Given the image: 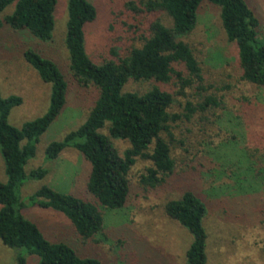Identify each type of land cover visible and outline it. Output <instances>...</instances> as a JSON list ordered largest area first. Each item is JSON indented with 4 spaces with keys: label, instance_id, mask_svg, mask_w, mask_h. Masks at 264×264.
Here are the masks:
<instances>
[{
    "label": "rangeland",
    "instance_id": "1",
    "mask_svg": "<svg viewBox=\"0 0 264 264\" xmlns=\"http://www.w3.org/2000/svg\"><path fill=\"white\" fill-rule=\"evenodd\" d=\"M148 1L88 0L97 18L84 27V48L94 64L125 57L141 45L156 20L170 25L163 12L147 11ZM245 1L258 19L259 37L264 40V0ZM14 7L15 3L0 14L2 22ZM67 20V0H56L49 41L39 40L26 29L14 30L5 22L0 27V94L2 98L18 97L22 101L9 114L11 126L19 129L42 117L49 104L51 87L25 61L26 50L52 62L67 85L64 107L40 136L34 156L24 166L27 178L17 191L21 216L37 226L47 241L66 244L80 258L96 259L101 264H187L192 236L167 217L165 207L191 191L206 206L202 221L206 264H264V88L256 89L238 80L236 46L227 42L218 9L212 5L199 8L196 26L184 42L203 71V86L208 88L204 94L222 99L220 109L224 110H217L214 117L195 115L190 122L173 125L169 139L175 160L173 175L155 189L143 187L139 180L149 163L138 159L128 174L126 204L120 210L99 207L103 227L89 240H82L62 213L42 209L29 200L46 186L93 201L86 192L91 166L78 151L66 148L55 160L45 158L50 143L61 141L85 122L98 94L94 87H83L72 77L65 44ZM153 85L129 81L123 92L142 94ZM159 87L174 97L171 113H181L184 103L196 98L193 90L180 96L178 86ZM99 133L107 134L104 129ZM111 143L122 157L127 143ZM209 146L215 150L207 155ZM39 169L46 171L42 179L29 178L32 171ZM0 182H6L1 155ZM18 258H23L25 264L39 263L37 256L23 249H9L0 242V264H17Z\"/></svg>",
    "mask_w": 264,
    "mask_h": 264
},
{
    "label": "trees",
    "instance_id": "2",
    "mask_svg": "<svg viewBox=\"0 0 264 264\" xmlns=\"http://www.w3.org/2000/svg\"><path fill=\"white\" fill-rule=\"evenodd\" d=\"M13 3V13L3 22L14 30L26 29L39 40L49 41L54 28L56 0H0V14ZM204 4L218 9L225 38L236 46L238 80L263 89L264 40L259 37L258 19L245 0H150L145 5L147 11L163 12L170 25L156 20L139 47L132 48L116 62L100 65L89 59L84 48V27L97 18L94 6L88 0H67L65 44L70 71L76 83L92 86L98 94L85 122L61 141L50 143L45 149V158L55 160L66 148L78 151L91 166L86 192L93 201L61 194L46 186L29 200L42 209L62 213L82 240H89L101 232L103 217L99 207L104 210L124 207L129 195L128 174L138 159L149 163L145 174L140 176L143 187L155 189L173 175L175 160L169 140L173 125L190 122L195 115L214 117L223 106L222 99L204 94L208 88L203 86V71L192 49L184 42L193 32L198 10ZM3 22L0 20V27ZM23 56L40 80L50 85L51 92L46 113L19 129L8 123V117L11 110L21 104V99L2 98L0 94V155L6 177L5 183L0 182V242L9 249H23L37 256L38 264H101L96 259L80 258L66 244L50 243L37 226L20 214L22 203L17 191L27 178L24 166L34 156L40 136L64 107L67 88L52 62L31 50H26ZM129 81L154 85L142 94L123 92ZM171 84L179 87L180 96H185L186 90L195 91L196 98L187 100L181 113L170 112L174 97L159 87ZM101 129L107 134L99 133ZM112 140L127 143L122 157L116 153ZM213 147L209 146L207 155L215 150ZM45 175L46 171L39 169L32 171L29 178L42 179ZM165 213L192 236L186 263L206 264V233L202 226L206 206L203 201L186 191L178 200L166 204ZM17 264H25V260L18 258Z\"/></svg>",
    "mask_w": 264,
    "mask_h": 264
}]
</instances>
